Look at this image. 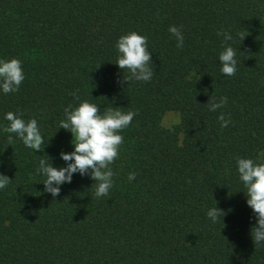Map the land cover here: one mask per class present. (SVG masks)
Returning a JSON list of instances; mask_svg holds the SVG:
<instances>
[{
  "label": "trees",
  "instance_id": "obj_1",
  "mask_svg": "<svg viewBox=\"0 0 264 264\" xmlns=\"http://www.w3.org/2000/svg\"><path fill=\"white\" fill-rule=\"evenodd\" d=\"M131 31L147 37L149 82H121L129 73L116 44ZM218 31L233 37L231 77L220 71ZM12 58L25 79L0 90V174L12 180L0 189V264H264L236 163H264V0H0V59ZM211 96L228 102L210 111ZM84 100L136 115L119 133L109 195L75 173L54 198L39 161L66 167L73 134L60 121ZM169 111L179 115L172 130L162 126ZM8 112L37 120L41 151L3 131ZM215 206L226 215L213 223Z\"/></svg>",
  "mask_w": 264,
  "mask_h": 264
},
{
  "label": "clouds",
  "instance_id": "obj_2",
  "mask_svg": "<svg viewBox=\"0 0 264 264\" xmlns=\"http://www.w3.org/2000/svg\"><path fill=\"white\" fill-rule=\"evenodd\" d=\"M169 32L176 38L177 48L184 46V36L181 28L175 25L169 27ZM218 36L224 37L225 47L219 54L222 65L220 71L226 76H234L237 72L236 50L227 45L233 37L227 31H218ZM245 36H241V41ZM146 36L131 31L120 36L116 47L120 53L116 64L121 70L127 69L129 75L121 82L132 80L149 82L154 75L151 52L148 50ZM25 79L22 62L17 58L10 60L0 59V90L4 94L14 93L19 90ZM75 99L78 95L73 93ZM227 97L211 96L209 102L210 111H217L227 104ZM66 119L60 121V127L71 131L73 134L74 151L70 153L61 152V158L66 162V167H54L50 158L39 161L38 174L46 178L43 181L44 191L50 193L54 198L59 196L61 185L71 183L73 174L81 176L88 175L95 181V196L104 197L109 195L113 186L114 172L110 165L118 158L119 148L123 143V136L119 134L127 128L134 116L133 111L127 113L120 107H109L101 114L100 109L94 103L87 100L81 101L78 106L69 105L65 108ZM5 119L9 121L3 127L6 133H14L23 144L35 151H41V145H45L44 138L35 118L25 121L21 115L8 112ZM221 127L225 128L231 123L230 117L225 119V114L218 116ZM9 145L14 143L13 136H8ZM239 179L243 182L248 206L256 216V223L251 227V236L255 246L264 244V163L254 162L251 158H236ZM136 173H130L128 180L135 179ZM12 180L6 175L0 174V189L6 188ZM92 185V186H93ZM226 213L217 206L207 212V216L216 223Z\"/></svg>",
  "mask_w": 264,
  "mask_h": 264
},
{
  "label": "rangeland",
  "instance_id": "obj_3",
  "mask_svg": "<svg viewBox=\"0 0 264 264\" xmlns=\"http://www.w3.org/2000/svg\"><path fill=\"white\" fill-rule=\"evenodd\" d=\"M179 124V115L177 112L169 111L166 112L162 118V126L167 129H174Z\"/></svg>",
  "mask_w": 264,
  "mask_h": 264
}]
</instances>
